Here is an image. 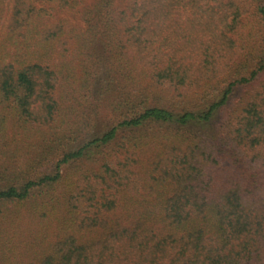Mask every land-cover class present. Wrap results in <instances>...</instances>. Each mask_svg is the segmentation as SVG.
Segmentation results:
<instances>
[{
  "label": "trees",
  "instance_id": "obj_1",
  "mask_svg": "<svg viewBox=\"0 0 264 264\" xmlns=\"http://www.w3.org/2000/svg\"><path fill=\"white\" fill-rule=\"evenodd\" d=\"M0 264H264V0H0Z\"/></svg>",
  "mask_w": 264,
  "mask_h": 264
},
{
  "label": "rangeland",
  "instance_id": "obj_2",
  "mask_svg": "<svg viewBox=\"0 0 264 264\" xmlns=\"http://www.w3.org/2000/svg\"><path fill=\"white\" fill-rule=\"evenodd\" d=\"M76 21V20H75ZM78 22V21H77Z\"/></svg>",
  "mask_w": 264,
  "mask_h": 264
}]
</instances>
